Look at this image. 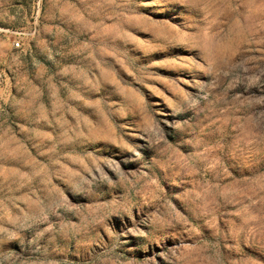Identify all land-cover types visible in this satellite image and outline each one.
<instances>
[{"label": "rangeland", "instance_id": "374dc122", "mask_svg": "<svg viewBox=\"0 0 264 264\" xmlns=\"http://www.w3.org/2000/svg\"><path fill=\"white\" fill-rule=\"evenodd\" d=\"M0 264H264V0H0Z\"/></svg>", "mask_w": 264, "mask_h": 264}, {"label": "built area", "instance_id": "2783aa9c", "mask_svg": "<svg viewBox=\"0 0 264 264\" xmlns=\"http://www.w3.org/2000/svg\"><path fill=\"white\" fill-rule=\"evenodd\" d=\"M13 47H14V48H19V47H20V43H19V41L14 42V43H13Z\"/></svg>", "mask_w": 264, "mask_h": 264}]
</instances>
